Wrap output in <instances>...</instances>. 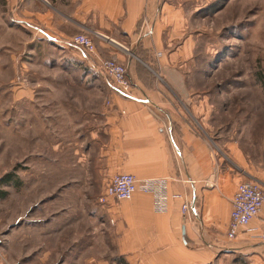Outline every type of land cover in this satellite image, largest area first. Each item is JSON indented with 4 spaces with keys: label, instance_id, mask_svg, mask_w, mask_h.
I'll list each match as a JSON object with an SVG mask.
<instances>
[{
    "label": "crops",
    "instance_id": "0c3cea01",
    "mask_svg": "<svg viewBox=\"0 0 264 264\" xmlns=\"http://www.w3.org/2000/svg\"><path fill=\"white\" fill-rule=\"evenodd\" d=\"M79 33L103 38L99 58L126 63L131 82V95L124 97L95 69L88 70L96 78L82 88L96 100H85L81 107L61 103L70 110L66 118L52 117L57 134L65 131L67 121L68 132L76 134L68 147L77 157L79 174L77 164L83 161L80 182L94 185L121 173L138 180L165 179L167 210L156 213L152 197L139 192L129 201L81 205L71 182L59 181L66 193L41 197H50L41 214L43 225L19 222L4 232L0 264H264V244L249 235L226 237L239 178L213 149L206 130L209 106L188 83L193 72L186 66L196 39L180 2L0 0V51L10 53V38L29 36L16 44H49L91 66L67 45ZM124 50L134 59L125 57ZM51 145L57 149L61 143ZM242 166L249 179L264 180L261 169L251 168L244 157ZM35 185L49 186L43 181ZM184 202L190 211L186 215L181 213ZM76 205L84 206L82 212H76ZM260 225L259 220L251 223Z\"/></svg>",
    "mask_w": 264,
    "mask_h": 264
},
{
    "label": "rangeland",
    "instance_id": "374dc122",
    "mask_svg": "<svg viewBox=\"0 0 264 264\" xmlns=\"http://www.w3.org/2000/svg\"><path fill=\"white\" fill-rule=\"evenodd\" d=\"M178 1L196 39L186 66L193 72L188 83L209 106L206 130L213 149L223 164L234 166L239 183L254 182L243 171L242 157L264 173V88L257 79L258 74L264 76V0ZM84 36L93 46L92 67L49 44H16L20 38L30 40L29 36L10 38V53L0 51V177L14 169L21 180L19 191L2 189L9 195L0 201V247L4 232L17 223L32 228L44 224L41 214L50 197H41L47 192L54 197L66 193L56 182H71V192L81 205L93 201L100 205L98 198L111 180L82 186L83 161L77 164L79 174L74 169L77 157L72 145L68 147L76 134L68 132L67 120L62 124L65 131L57 134V122L52 119L66 118L64 113L70 111L61 108V103L75 102L81 107L85 100H96L85 95L83 83L91 87L96 77L89 71L101 61L113 60L128 73L126 63L99 58L98 40L103 38ZM124 53L134 59L132 52ZM52 141L61 145L50 149ZM75 177L80 179L72 181ZM36 181L49 186L36 187ZM76 182L81 186L73 188ZM81 205H76V212H82Z\"/></svg>",
    "mask_w": 264,
    "mask_h": 264
},
{
    "label": "built area",
    "instance_id": "2783aa9c",
    "mask_svg": "<svg viewBox=\"0 0 264 264\" xmlns=\"http://www.w3.org/2000/svg\"><path fill=\"white\" fill-rule=\"evenodd\" d=\"M75 48L90 63L93 46L88 37L77 35L67 44ZM91 64V63H90ZM92 67V65H91ZM95 69L109 83L114 92L129 97L131 82L125 66L113 60L101 61ZM211 188L207 186L206 189ZM150 195L153 199V209L156 213L167 210V181L165 179L138 180L132 174L121 173L113 176L98 198V204L105 205L109 200L129 201L135 193ZM182 215L189 214V205L181 206ZM193 214L195 212L193 211ZM254 220L261 222L260 226L252 227ZM249 235L252 240L264 244V184L260 182L239 183L231 201V211L226 237L236 239L239 235Z\"/></svg>",
    "mask_w": 264,
    "mask_h": 264
},
{
    "label": "trees",
    "instance_id": "16d2710c",
    "mask_svg": "<svg viewBox=\"0 0 264 264\" xmlns=\"http://www.w3.org/2000/svg\"><path fill=\"white\" fill-rule=\"evenodd\" d=\"M257 79L262 88H264V76L262 74H258ZM20 185L21 180L14 169L2 175L0 177V201L6 199L9 195L7 191L2 190L4 187H11L14 191H19Z\"/></svg>",
    "mask_w": 264,
    "mask_h": 264
},
{
    "label": "bare ground",
    "instance_id": "6f19581e",
    "mask_svg": "<svg viewBox=\"0 0 264 264\" xmlns=\"http://www.w3.org/2000/svg\"><path fill=\"white\" fill-rule=\"evenodd\" d=\"M127 95H129V96H130L131 94H127Z\"/></svg>",
    "mask_w": 264,
    "mask_h": 264
}]
</instances>
